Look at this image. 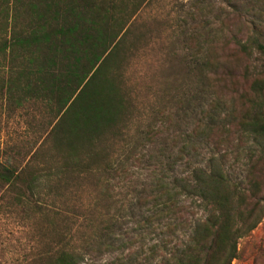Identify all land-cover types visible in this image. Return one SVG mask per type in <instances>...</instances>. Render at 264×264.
Wrapping results in <instances>:
<instances>
[{
	"label": "trees",
	"instance_id": "16d2710c",
	"mask_svg": "<svg viewBox=\"0 0 264 264\" xmlns=\"http://www.w3.org/2000/svg\"><path fill=\"white\" fill-rule=\"evenodd\" d=\"M144 3L0 0L6 18L0 30V104L11 112L40 107L51 118L42 140L31 134L18 139L8 151H0V202L24 205L30 216L41 219L49 237L46 250L32 263L81 264L86 252L73 242L81 192L86 185L101 189L116 180H128L133 163H140L143 152L154 147L164 132L149 125L131 133L141 113L126 69L129 54L142 37L134 17ZM221 36H228L224 29ZM237 36L232 35L231 41L224 38V44L232 42L247 54L255 46L264 53V43L251 33ZM241 98L246 109L240 129L260 146L261 154L247 168L240 185L214 159L208 168L197 167L187 177L172 180L166 174L170 169L162 167L155 186L143 197L144 204L150 202L148 198L156 204L146 221L167 214L181 216L186 207L180 196L200 199L209 207L210 217L203 231L195 229L173 260L164 256L138 264H213L216 256L231 264L238 239L261 221L264 75L254 78ZM213 103L214 109L221 104L219 99ZM207 114L211 119L205 123L206 130L216 131L219 120L214 111ZM181 157L179 153L173 165Z\"/></svg>",
	"mask_w": 264,
	"mask_h": 264
},
{
	"label": "rangeland",
	"instance_id": "374dc122",
	"mask_svg": "<svg viewBox=\"0 0 264 264\" xmlns=\"http://www.w3.org/2000/svg\"><path fill=\"white\" fill-rule=\"evenodd\" d=\"M1 7L0 30L6 21ZM134 21L142 37L129 54L126 72L141 115L131 133L149 125L164 132L143 152L142 161L133 163L128 180L101 189L86 185L81 192L73 239L86 252L81 264H138L164 256L173 260L195 229L203 231L210 212L197 197L180 196L186 207L181 216L167 214L147 222L156 204L151 198L144 204L143 197L155 186L161 168L170 169L166 174L172 180L187 177L194 168H208L214 159L240 185L261 154L239 122L246 109L242 95L254 78L264 75V53L252 46L247 54L232 42L224 44V38L231 41L234 34L251 33L264 43V0H145ZM223 29L228 36H221ZM213 68L217 74H211ZM214 99L221 103L215 109ZM209 111L219 120L213 132L205 126ZM49 119L40 107L11 112L0 104V151L31 134L42 140ZM199 119L205 122L198 125ZM179 153L182 157L173 165ZM38 219L24 205L0 202V264H38L32 260L46 250L49 240ZM213 264L229 263L216 256ZM231 264H264V214L238 239Z\"/></svg>",
	"mask_w": 264,
	"mask_h": 264
}]
</instances>
